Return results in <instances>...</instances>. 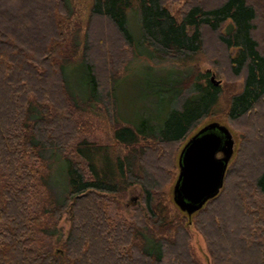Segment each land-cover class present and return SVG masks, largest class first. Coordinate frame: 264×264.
Listing matches in <instances>:
<instances>
[{"label":"trees","instance_id":"1","mask_svg":"<svg viewBox=\"0 0 264 264\" xmlns=\"http://www.w3.org/2000/svg\"><path fill=\"white\" fill-rule=\"evenodd\" d=\"M76 1L0 0V264H197L188 250L189 218L172 211L164 187L174 180L177 147L213 116L222 90L209 74L190 81L146 67L168 80L153 98L163 108L138 122L118 113L115 92L131 52L184 63L215 46L242 79L226 118L249 149L239 164L245 174H225L217 196L196 212V226L213 264H264V0H79L88 7L83 27ZM78 71L83 88L71 78ZM91 111L124 120L112 140L125 155L112 160L107 146L78 138L88 133L80 121ZM48 150L63 167L57 202ZM165 155L172 171L157 182ZM145 159L156 168L147 163L140 175L135 167ZM134 185L141 207L113 225L106 203ZM39 189L44 200L36 213ZM64 214L69 227L59 248H34Z\"/></svg>","mask_w":264,"mask_h":264},{"label":"rangeland","instance_id":"2","mask_svg":"<svg viewBox=\"0 0 264 264\" xmlns=\"http://www.w3.org/2000/svg\"><path fill=\"white\" fill-rule=\"evenodd\" d=\"M86 7V5H85ZM83 7L82 2L78 0L76 1L75 9L78 15V20H80V24L84 25L87 14H88V7ZM133 24V23H132ZM82 25V27H83ZM134 27V26H133ZM132 29V26H131ZM135 40H139V34L136 36L134 32H132ZM209 34V33H208ZM263 35V32H262ZM83 33H80L78 39L80 44H83ZM262 38V37H261ZM77 39V40H78ZM208 44L210 43L212 46L211 37L208 39ZM216 43H214L215 45ZM212 49V48H211ZM262 52L264 53V45L262 46ZM216 55H215V54ZM213 51H209L204 54H198V56L194 57L191 61H187L184 63H175L170 61H160L158 59H150L144 54L139 56L135 52H131L124 64V66L119 70L121 73L119 74L118 78H121L120 82L118 83V87L116 89L115 95L117 97V103L119 107V114L125 120H130L134 122H138L139 119L143 116L151 115L150 112L152 110L159 112L163 107L161 104H156L155 99V92L156 87L160 85L161 80L165 79L168 80V75L165 73L156 72V74L145 70L146 67H152L154 71H167L173 70L176 75L179 73L181 79L187 75V80L194 81L198 78V74H209L210 79H213L215 83L221 88L222 95L218 101L217 106L213 110V116L209 119L203 121L200 125L195 127L194 130L187 136L185 141L177 147V152L175 153L174 159V180L169 185L164 187V192L167 194V200L170 203L172 211H177L179 214L183 215L184 213L181 212L178 207L174 204L172 200V189L175 183V180L178 175V166H177V159L180 150L187 142V140L194 135L200 128L205 126L211 122H217L221 125H224L232 135L234 140V148H233V155L229 161L227 166L226 173L230 170L232 171L233 176H242L244 175V171L241 169L240 165L241 161H244L243 154L244 151L248 150L249 147H246L244 142L242 141L243 131L239 128L237 131V127H232L226 118V108L228 105L229 98L238 93L242 87V79L234 78L228 71V67L226 64L225 53L223 52L222 48L216 47ZM229 55V54H228ZM145 70V71H144ZM178 77V78H180ZM71 78H73L75 84L78 87L83 88L85 75L81 71L74 72L71 74ZM160 106V107H159ZM92 113H86L83 116L88 119V121L82 119L80 122L83 126H86L87 134H82L79 139H86L90 142H96L101 146H107L109 149L110 158L113 160L117 156H123L126 154V150H122V148H118L116 144L112 140V130L113 128L119 124L122 125L124 122L123 119H117L114 121L113 118H107L103 112L91 111ZM152 116V115H151ZM127 120V121H128ZM117 121V122H116ZM153 144V143H150ZM141 145V144H140ZM175 149L169 151V157H172L173 151ZM165 152V151H164ZM240 152L242 155L240 156ZM168 152H165V154ZM168 156V155H167ZM165 157L161 160V162L157 163V168H160L163 172H161V177L157 182H165V177H163V173L166 175L170 174L172 171L170 165V159L168 161V157ZM45 157L47 159V164L50 166L51 175H50V192L53 196L54 200L61 201L64 197L63 189L65 188L63 185L64 180V173L63 167L58 166L60 160L56 152L53 150H48L45 152ZM59 157V158H58ZM144 163L137 164L135 167V172L141 175L142 169H147V165L153 168H156L155 161H150L149 159H145ZM148 163V164H147ZM238 165V166H237ZM242 165V164H241ZM225 173V174H226ZM152 175L156 176L153 172ZM165 175V176H166ZM168 176V175H167ZM163 179V180H162ZM225 179V178H224ZM169 180V179H168ZM167 182V181H166ZM224 182V180H223ZM163 185V184H161ZM223 187V186H222ZM39 193L35 197V201H33V209L37 210L34 211L38 213V210L42 208V201L44 200V196L41 193L40 189L38 190ZM224 193V192H222ZM221 193V194H222ZM141 197L142 192L137 185L129 186L126 188L124 193L116 198L112 199L111 202H107L105 206V213L107 217L110 219L113 225L124 221L128 222L133 216V211L137 207H141ZM207 204V203H206ZM206 204L202 207L206 206ZM44 210V208H43ZM200 211V210H199ZM198 211V212H199ZM197 214L194 213L191 217H188V221L186 223L187 232H188V250L189 254L193 258V260L197 264H213V259L208 252V244L205 241L204 237L198 230L196 226V218ZM196 219V220H195ZM228 220V219H227ZM54 230L49 231L52 235L46 236H38L41 238L40 241H36L34 244V248L45 250L47 246L50 244H54L55 247L59 248L60 242L64 239L66 232L69 227V215L64 214L58 223L55 224ZM185 238H180V240ZM43 241V243H41Z\"/></svg>","mask_w":264,"mask_h":264},{"label":"water","instance_id":"3","mask_svg":"<svg viewBox=\"0 0 264 264\" xmlns=\"http://www.w3.org/2000/svg\"><path fill=\"white\" fill-rule=\"evenodd\" d=\"M233 148L231 133L217 122L206 124L187 140L178 155L172 189V200L181 212L191 217L217 196Z\"/></svg>","mask_w":264,"mask_h":264}]
</instances>
